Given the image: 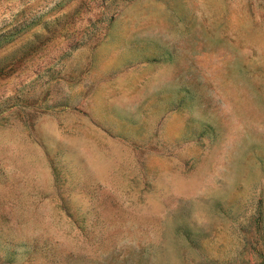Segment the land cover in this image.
<instances>
[{"label": "rangeland", "instance_id": "1", "mask_svg": "<svg viewBox=\"0 0 264 264\" xmlns=\"http://www.w3.org/2000/svg\"><path fill=\"white\" fill-rule=\"evenodd\" d=\"M0 264H264V0H0Z\"/></svg>", "mask_w": 264, "mask_h": 264}]
</instances>
